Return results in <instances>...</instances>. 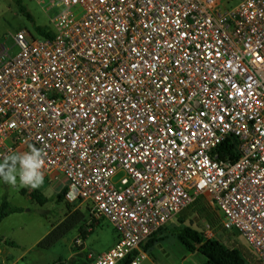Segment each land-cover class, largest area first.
<instances>
[{"label": "built area", "instance_id": "obj_1", "mask_svg": "<svg viewBox=\"0 0 264 264\" xmlns=\"http://www.w3.org/2000/svg\"><path fill=\"white\" fill-rule=\"evenodd\" d=\"M26 1L62 10L50 38L0 42V159L42 149L44 177L108 221L89 264H146L199 196L264 264V0Z\"/></svg>", "mask_w": 264, "mask_h": 264}, {"label": "rangeland", "instance_id": "obj_2", "mask_svg": "<svg viewBox=\"0 0 264 264\" xmlns=\"http://www.w3.org/2000/svg\"><path fill=\"white\" fill-rule=\"evenodd\" d=\"M18 1L31 16L32 21L20 12ZM235 3L236 1H229V4L225 2L224 6L230 7ZM61 10L62 8H55L47 13L37 3L26 0H0V42L25 30L37 35L34 26L50 27L51 19ZM66 189L68 192V184L62 175L56 179L44 177V184L36 190L14 188L0 183V202L7 198L14 206L24 210L23 213L10 215L0 226V236L15 244V247L1 244L4 252L2 257L4 259L7 257V264H72L83 257L88 259L89 254H101L114 245L116 234L108 221L104 218L94 220L95 225L92 228L90 207L70 201L66 197ZM40 211H44V214ZM190 220L192 223L187 221L185 224L192 225L207 238H216L227 246L231 245L232 242L225 240L223 233L212 232L204 220L195 216ZM177 227L184 226H180L174 220L158 234L162 240L149 250L147 253L149 260L146 264L205 263V257L199 252L189 253L167 232L168 229ZM88 229L92 233L84 238V231ZM79 237L84 239V244L82 247H75L74 241ZM237 239L256 257L252 248L240 236ZM79 250L82 253H78ZM247 262L261 264L257 257L254 261Z\"/></svg>", "mask_w": 264, "mask_h": 264}, {"label": "trees", "instance_id": "obj_3", "mask_svg": "<svg viewBox=\"0 0 264 264\" xmlns=\"http://www.w3.org/2000/svg\"><path fill=\"white\" fill-rule=\"evenodd\" d=\"M19 10L29 21H32L31 16L26 12L20 2ZM34 28L38 35L50 38L49 27L35 25ZM237 145L238 142L235 138H229L221 145L220 149L237 158ZM66 192L67 189L65 190V193ZM23 193H25V190ZM23 211L22 208L16 207L9 202L7 198H3L0 202V226L10 215L23 213ZM192 216L204 220L212 232L223 233L225 235V240L232 242L231 245L228 244L229 246H227L225 245L226 243L223 244L216 238H207L203 232L195 230L192 225H186L185 223L187 221L192 223L190 220ZM174 220H176L180 226L184 227L168 229L167 232H169L172 237L176 238L189 253L199 252L205 257L206 261L204 264H248L247 261H254L256 259V257L248 252L238 241L237 237H239L240 234L236 231L228 230L222 225V219L215 210L213 203L204 196L197 197L196 200L187 208L183 209ZM94 225L95 221L92 222L91 227L93 228ZM163 229H165V227L160 229L143 243L142 248L145 252L148 253L155 243L162 240L158 234L163 231ZM91 233V231L88 232L85 230L83 237L85 238ZM1 244L15 247L13 242L4 240L0 236V245ZM72 264H89V260L83 257L78 261H74Z\"/></svg>", "mask_w": 264, "mask_h": 264}, {"label": "clouds", "instance_id": "obj_4", "mask_svg": "<svg viewBox=\"0 0 264 264\" xmlns=\"http://www.w3.org/2000/svg\"><path fill=\"white\" fill-rule=\"evenodd\" d=\"M44 164L43 150L31 144L27 151L10 152L0 159V183L20 189H40L44 184ZM66 196L74 199V190L69 189Z\"/></svg>", "mask_w": 264, "mask_h": 264}, {"label": "crops", "instance_id": "obj_5", "mask_svg": "<svg viewBox=\"0 0 264 264\" xmlns=\"http://www.w3.org/2000/svg\"><path fill=\"white\" fill-rule=\"evenodd\" d=\"M116 243V242H115ZM114 243V244H115ZM114 246V245H113ZM111 248V247H110ZM109 248V249H110ZM108 250V249H107ZM4 254V252L2 251V249H1V245H0V264H7V262H8V259H7V257L4 259L3 257H2V255ZM18 260V259H17Z\"/></svg>", "mask_w": 264, "mask_h": 264}, {"label": "water", "instance_id": "obj_6", "mask_svg": "<svg viewBox=\"0 0 264 264\" xmlns=\"http://www.w3.org/2000/svg\"><path fill=\"white\" fill-rule=\"evenodd\" d=\"M41 214H44V211H40Z\"/></svg>", "mask_w": 264, "mask_h": 264}]
</instances>
